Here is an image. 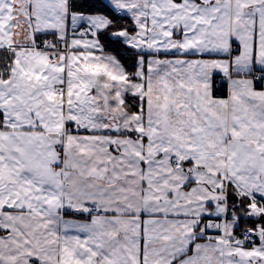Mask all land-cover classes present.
<instances>
[{
  "label": "snow or ice",
  "instance_id": "obj_1",
  "mask_svg": "<svg viewBox=\"0 0 264 264\" xmlns=\"http://www.w3.org/2000/svg\"><path fill=\"white\" fill-rule=\"evenodd\" d=\"M0 264H264V0H0Z\"/></svg>",
  "mask_w": 264,
  "mask_h": 264
}]
</instances>
